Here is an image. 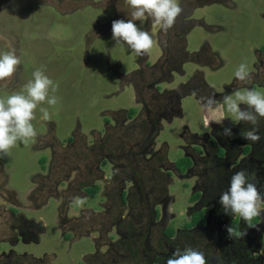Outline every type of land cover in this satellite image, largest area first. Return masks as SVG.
<instances>
[{"label":"rangeland","instance_id":"rangeland-1","mask_svg":"<svg viewBox=\"0 0 264 264\" xmlns=\"http://www.w3.org/2000/svg\"><path fill=\"white\" fill-rule=\"evenodd\" d=\"M179 3L167 32L135 21L155 40L138 56L112 37V22L130 18L124 0H0V53L21 58L0 98L39 68L59 85L58 104L36 109L37 137L0 155V264H166L186 246L207 264H264V213L251 227L237 217L230 238L218 202L241 169L264 193V118L253 143L243 137L250 123L219 106L208 116L200 103L243 91L240 63L252 75L247 87L264 92V0ZM155 68L153 87L145 80L140 91ZM148 101L158 111L142 115ZM179 158L191 162L183 174ZM200 210L203 226L185 228Z\"/></svg>","mask_w":264,"mask_h":264},{"label":"clouds","instance_id":"clouds-1","mask_svg":"<svg viewBox=\"0 0 264 264\" xmlns=\"http://www.w3.org/2000/svg\"><path fill=\"white\" fill-rule=\"evenodd\" d=\"M130 9V18L112 22V37L116 44L124 43L138 56L147 54L153 47L155 40L148 32L138 27L135 21L143 22L150 19L164 32L173 27L176 19L182 13L179 0H124ZM21 64V58L15 50L0 53V81L10 80ZM33 79L28 80L19 92H13L7 97L0 98V155L7 156L10 150L21 142L25 145L37 137V131L32 123L36 119V109L46 103L51 107L58 104V97L54 95L59 85L45 74L43 68L32 73ZM234 76L244 90H237L233 95L224 96L218 102L214 96L200 97L201 106L205 110L214 107L225 108L232 114L235 122L250 123L253 127L243 137L253 143L258 142V123L264 118V92L249 88L252 79L246 63H240ZM50 93H52L50 95ZM241 105L246 107L241 108ZM42 119L51 120L48 108L40 107ZM224 135L231 136V128L224 129ZM253 177L244 169L235 171L229 180V185L219 196V203L226 215L239 217L251 227V221L264 213V193L252 182ZM87 197H74L73 203L83 207ZM229 237H233L235 230L232 225L226 226ZM243 232L241 235H245ZM166 264H207L203 251L186 246L176 248L167 259Z\"/></svg>","mask_w":264,"mask_h":264},{"label":"flooded vegetation","instance_id":"flooded-vegetation-1","mask_svg":"<svg viewBox=\"0 0 264 264\" xmlns=\"http://www.w3.org/2000/svg\"><path fill=\"white\" fill-rule=\"evenodd\" d=\"M174 58H176V56H172V58H170L171 60L172 59H174ZM263 63V62H262ZM264 64V63H263ZM151 67H153V66H151ZM152 70H154L153 71V73H152V75H150V74H144L143 75V79L140 81L141 82V84H142V86L140 85L139 87H140V91L141 90H143V89H145V88H147L148 89V87H153V82L152 81H154V78L156 77V71H157V69L155 68V69H152ZM193 79H195V78H193ZM145 80L147 81V82H150L149 84H148V87H146V82H145ZM190 81L192 82V79H190ZM193 85H195L194 87H196L197 86V82H193ZM201 89L203 90V92H206V88L205 87H201ZM172 94H176L175 92L174 93H172ZM163 97V96H162ZM172 97V96H171ZM157 99L158 101L159 100H161L162 98L160 97V96H155V95H153V93L152 94H150L149 95V100L151 101V99ZM175 99L177 100V98L175 97ZM174 104H173V106L174 105H176V102H173ZM146 105H147V107H148V104H149V106H150V109L148 108L147 110L146 109H144L143 110V112H141V114L142 115H151V114H153V113H155V112H157L158 111V108H155V105L154 104H152L151 102H146L145 103ZM145 107V106H144ZM143 107V108H144ZM127 114H128V111H127V113H126V116H127ZM126 118V117H125ZM149 124V123H148ZM148 127H149V125H148ZM147 129H149V128H145L144 129V131H146L147 132ZM218 152L216 153V155H218V157H220V156H222V152H221V150H217ZM257 154V153H256ZM217 160V164L219 163V161H220V163H221V158H219V159H216ZM173 167H174V164H173ZM174 170H175V168H174ZM175 172H177L176 170H175ZM178 173V172H177ZM179 174V173H178ZM193 196V195H192ZM196 198H198V195H197V197ZM196 198H194L193 200H195ZM192 200V199H191ZM200 211H202L203 212V214H205V212H204V210H200ZM223 212V211H222ZM223 216H224V219L225 220H228V225L230 226V224L233 222V221H236V225H237V233H238V235H239V231H240V223H239V219L237 218V217H234V216H230V215H227L226 216V214H224V212H223ZM257 218H256V223L255 224H257ZM252 225V226H256V225ZM193 228V227H192Z\"/></svg>","mask_w":264,"mask_h":264},{"label":"trees","instance_id":"trees-1","mask_svg":"<svg viewBox=\"0 0 264 264\" xmlns=\"http://www.w3.org/2000/svg\"><path fill=\"white\" fill-rule=\"evenodd\" d=\"M191 166V162L188 158H179L174 162V168L179 174H183L189 167ZM92 191V194H95L96 188H87ZM197 197V194H194L191 199L193 200L194 198ZM256 223V218H254L251 221V225H254ZM204 224V214L202 211H196L194 212L191 216L189 221L184 225L185 228H192V227H202ZM230 225L233 226L235 233L234 235H237V225L236 221H233ZM170 233V230L167 231Z\"/></svg>","mask_w":264,"mask_h":264},{"label":"crops","instance_id":"crops-1","mask_svg":"<svg viewBox=\"0 0 264 264\" xmlns=\"http://www.w3.org/2000/svg\"><path fill=\"white\" fill-rule=\"evenodd\" d=\"M208 116L211 115V112L209 110H207V113H206ZM257 219H259V217H256Z\"/></svg>","mask_w":264,"mask_h":264}]
</instances>
